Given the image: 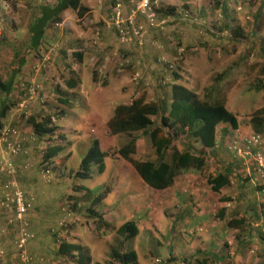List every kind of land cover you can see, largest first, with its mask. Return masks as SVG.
Segmentation results:
<instances>
[{"label":"rangeland","instance_id":"obj_1","mask_svg":"<svg viewBox=\"0 0 264 264\" xmlns=\"http://www.w3.org/2000/svg\"><path fill=\"white\" fill-rule=\"evenodd\" d=\"M9 1L10 5L15 8V10L12 9L11 17L8 15V12H4L0 8V35L5 39V43L0 44V78L3 82L10 78L14 53L18 51L23 54L24 49L28 45L27 33L35 9L42 3L50 5L54 3V0ZM157 1L160 6L175 7L178 9L174 11L172 15L173 20L167 27L157 33L161 35L160 33L165 32L164 35L168 37L171 32L174 36H178L185 42L187 41L186 43H192L190 57L183 59L184 61L182 62L184 70V80L182 83L202 98L205 90L214 87L216 77L229 68L244 53V45L240 43L234 47L233 44H229L225 48L224 46L226 45L223 44L213 46L215 40L212 38V35L218 32L219 27L224 23L222 18H220L221 13L219 8L216 7L217 4H220L219 2L221 0ZM249 1L232 0L230 3L232 6V17H230L228 22L234 34L238 31V37L248 36L253 26L250 11L256 6V3L249 5ZM6 2L8 3V1ZM82 2L84 7L88 9L84 19L78 21L74 14L64 12L60 23L54 26L50 25L46 33L47 41L51 40L52 37H55L56 40L52 44H45V48L40 51L41 54H46L45 56L50 55L54 57L56 53L49 54V52H53L52 48H54V52H57L59 54L58 56L61 57L62 64L64 63L65 57L62 56L60 51H67L68 57H70L73 51H84L85 60L81 64L82 69L80 71L81 85L75 91L78 92L76 93L78 97L77 95L75 97L76 106L71 109H66L65 119L60 121V123H56L57 126H62L64 132L72 133V146L66 148L64 153L54 159L52 175L49 177L43 175L42 168L39 165L40 158L37 150H45V142L39 143L37 145L38 149L37 147L35 148L34 145L36 143L32 139V128L26 124V118L24 120L19 119V115L22 112L25 111L28 117L30 116V112L37 111L39 106L37 101L33 100L31 101L32 103L28 104L27 110L26 108L21 110L19 109L20 102L5 119V125L6 120H12L13 125L11 126L14 129L16 128L15 130H19L18 135L20 138H23V141H26V147L23 149V155L17 156L16 158L11 157L13 163H17L15 166L18 168L17 165H19L20 167L16 176L11 178L0 173V190L6 183L14 179L26 197L31 200L30 213L28 212L26 215L25 222L28 231L32 235V239L25 246V253L28 256H32H29L32 264H73L55 258L53 254L55 246L52 237L54 233H58L59 239L80 245L86 249L91 259L90 264H116L114 262L112 263L109 257L110 246L116 239L115 231L111 229L97 231L92 220H86L82 214H67L65 211L64 204L65 200L68 201V195L82 200L83 191L77 193L72 191L76 186L80 187L82 185L96 192L102 191L106 186L110 188V194L96 210L105 216V219L114 229L126 220L136 222L138 235L131 242V246L137 253L139 264H160L157 260L161 263L165 261V264H168V248L172 246L174 257L177 258L174 260V264H178L182 257L187 254L190 256V253L194 252L198 245L206 247L209 242V236L198 235L199 233L196 232L197 228L194 231H188L182 224H180L181 228L178 229L180 230L179 234L181 236H178V234L175 236L170 235L169 228L172 225L175 215L185 207V203L191 204L193 200H196V196L192 198L186 196L191 192L190 188L198 187L201 183L205 182L207 175H214L222 168V165L218 163L216 158L218 155H221L220 158L229 159L228 156H232L231 151L234 152L229 146L234 140L241 141L255 135L251 129L250 120L252 113L264 106V88H260L258 91H252L247 95L244 94L256 82L262 81L261 83L264 84V53L263 55L260 53V48L264 47V31L262 30L257 35L258 47L255 46L252 48L253 53H250L247 65L241 68L240 71L236 70L231 72L230 76L218 88L220 92L219 98L224 99L226 108L236 115L238 128L229 135H222L224 137L222 139L223 146L221 144L223 148H218L216 152H213L207 158L206 166L202 172L183 173L176 179L175 185L170 189L157 191L149 189L142 183L137 182L131 166L127 162L112 155V150L119 148L124 140L119 136H109L106 129V121L111 116L114 108L123 101L129 100L134 94L144 93L148 100H154L156 96L153 91L155 81L151 77L147 78L142 73L138 68L140 66L144 70L141 61L139 60L140 64L138 65L134 61V58H132L133 56L125 52L128 50L126 49L127 46L120 44L114 33H112L111 40H113L115 45L110 43L109 46L105 47V45L99 44L101 42L99 31L101 26L99 27V24L107 27V24L110 22L109 9L112 8L111 0H92L91 6L93 7L91 8H89L87 0H82ZM185 5L188 9L187 12H190L196 18V23L179 21L177 19L180 10H186ZM202 12L205 15L204 17L200 16ZM89 19L94 24L92 22L90 24ZM109 26L108 29L113 32L110 23ZM82 28H84V35H89V37L82 38L84 35H79L78 30ZM228 31L230 29L225 32V35L226 33L229 34ZM230 34L233 35L231 31ZM109 35H111L110 32ZM198 38L202 39L203 42L209 43L210 47L204 50L199 46L196 47L195 42H198ZM102 48L106 49V54L111 50L116 51L117 57L131 60L134 66L117 72V68H115L113 63H108L106 66L108 73L105 74L106 69H104L102 73L97 74L94 68H92V58ZM258 53L260 54L258 55ZM32 56L34 55L32 54L27 58L26 64L16 77L14 83L15 89L20 90L19 86L25 89L33 88L35 89L34 91L45 95L44 100L47 102V106L55 107V101L52 99L54 97L48 99L50 92L48 91L47 93L46 88H43L40 82L41 75L45 71L43 70V66H47L45 73L48 74V80L53 79L54 81L50 83L52 86L51 89L58 83L62 84V75L58 71L59 69L56 64L52 68L51 63H44L38 55H35V58H32ZM50 67L52 71L48 69ZM50 72L51 74H49ZM137 75L138 77L136 78L139 81L137 84H134L132 77ZM93 76L96 77L95 81ZM44 90L45 92H43ZM12 113H15V115H11ZM17 122L20 123V126ZM58 129L60 130V127ZM94 138H99L102 151L111 155L106 159V168L102 175L99 174L97 177L93 176L86 181L73 182L69 178L70 172L76 170L80 154L83 152L81 155L83 156L86 153L90 142ZM259 142L260 147L257 152L259 153V157H256L248 150L251 154L246 155L242 152V156H239L237 153L238 159L232 158L236 167H238L237 171L240 175L249 173L251 166H264V133L259 135ZM5 151V146L0 142V162L9 158V155ZM242 151L244 150L242 149ZM151 154L152 152L149 149L148 142L144 139L139 140L134 158L137 160H145L149 159ZM239 163L241 164L240 167L237 165ZM261 170L264 172L263 168ZM262 172L258 173L259 178L252 179V182H250L251 185L263 184L264 174ZM240 180L243 181L241 178ZM228 194V188H224L220 197L223 200V205L220 209H224V212L235 205L234 200L230 203L224 202ZM42 201L50 202L49 206L54 208V218L50 217L46 221L48 222L46 235H42V233L36 231L37 224L29 220L30 215L32 220H34L41 214L40 211H35V205ZM87 201L83 199L79 201L77 206L85 208L88 205ZM66 204L72 205V201L70 200ZM220 209L216 214L221 219L223 213ZM3 211L0 209V222L5 223L4 225L2 224L4 227L5 225L12 226L16 230L15 234L7 237L9 243L11 242L16 250L15 243L18 237V225L14 222L9 223L11 214ZM194 220L195 217L189 218L190 222ZM4 227L0 230V235L1 233L7 235V228ZM210 244L212 243L209 242ZM244 257L241 256V258ZM12 263L16 264V261Z\"/></svg>","mask_w":264,"mask_h":264},{"label":"trees","instance_id":"obj_2","mask_svg":"<svg viewBox=\"0 0 264 264\" xmlns=\"http://www.w3.org/2000/svg\"><path fill=\"white\" fill-rule=\"evenodd\" d=\"M6 1H8V3L10 2L9 0ZM114 1L115 0H111L112 13L115 4ZM119 1H121L122 4L123 14L128 15L131 4L127 0ZM231 1L232 0H221L219 2L220 4L216 6L219 8L221 13L220 18H222L224 23L219 27V31L212 35V38L215 40L213 46L216 44H223L226 45L224 46L225 48L229 46V44H233L235 47L237 44L241 43L244 45L245 51L229 68L216 77L214 87L205 90L206 93L204 92L202 98H200L182 83L184 80L182 62L184 61L183 59L190 57L192 53V43H186L187 41H183L170 32L168 43L173 47L174 53L172 57H168L167 54H161L157 59V65H164L162 69L164 71L158 73L157 76L154 77L155 88L153 91L156 95L155 99L148 100L144 93H136L129 100L118 104L106 121L108 135L111 137L119 136L124 140L119 148L112 150V155L127 162L139 176L141 181L150 189L163 191L174 186L176 179L183 173L202 172L206 166L207 158H209L213 152H216L218 148H223L222 139L224 137L222 135H229L238 128L236 115L226 108L224 99L219 98L220 92L218 88L219 85L230 76L231 72L236 70L240 71L241 68L247 65L248 57L250 53H253L252 48L255 46L258 47L256 37L264 28V0L249 1V5L256 3V6L250 11L252 14L253 26L248 36L241 37L237 36V30L234 34L228 22L230 17H232ZM12 9L15 10L14 6H11L9 3L8 15L10 17ZM185 9L186 10H180L181 18L178 17L177 19L179 21L196 23V18L194 16L195 19L193 20H191V18H182L188 11L186 5ZM176 10L178 9L175 7L160 6L159 9L156 10V13L159 18H164L173 15ZM64 12H70L74 14L78 21H82L88 9L82 6L80 0H54L52 5L47 3L40 4V6L35 9L29 24L27 47L24 49L23 54L18 51L14 53L10 78L5 82L0 78V130L5 126V119L20 102L25 101V108L27 110L28 104L36 100L39 109L30 112V116L28 117L24 111L19 115V119L24 120L26 118V124L32 128V139L33 142L36 143L34 145L35 148L37 147L38 149L37 145L41 142H45V150L38 149L39 151L37 150V152L40 158L39 165L42 168V173L45 169H48L50 170V176L54 170V159L64 153L66 148L72 146V133L64 132L62 126H57L56 123H60V121L65 119L66 109H71L76 106L75 97L76 95L78 97V94H76L78 92L75 91L81 85L80 71L82 69L81 64L84 58V51H73L70 57H68L67 51H61L62 56L65 57V62L63 63V70L58 68V71L62 75V84L58 83L52 89V97H54L52 99L55 101V107L46 105L47 102L43 98L44 94L34 91L35 89L33 88L25 89L19 85L20 90H16L14 83L30 55H34L32 58H35V55L41 58L42 54L40 51L43 50V48H45L44 45L47 44L46 33L49 26L58 25ZM188 13L190 14V12ZM200 16L204 17L205 15L202 12ZM229 29L233 35L230 34V31H228L229 34L226 33L225 35V32ZM163 30L155 31L160 32ZM113 31L116 35L114 29ZM165 39L167 40V37ZM197 40L198 42H195L196 47L199 46L203 50L210 47V44L203 42L202 39L198 38ZM1 43H5V39L2 35H0V44ZM145 44L146 36L142 45H139L137 42L126 44L129 45L127 52H130L129 54L134 56V54L136 55V53H138L136 51L140 52L144 49ZM105 50L106 49H103V52H105ZM260 53L263 55L264 47L260 48ZM260 53H258V55ZM116 54V51L113 50L107 54L105 52V60L99 58L92 64L94 71L97 74L102 73L103 71L101 69L103 65L105 68L108 63H113L115 68H117V72L134 66L131 60L121 59L117 57L118 55ZM68 58H70V60H68ZM162 58H165V60H161ZM104 62L106 63L104 64ZM107 73L108 71L106 69L105 74ZM136 77H138V75L132 77L134 84H137L139 81ZM93 79L95 81L96 77L93 76ZM261 82L262 81H258L254 86H250L244 95L264 88V84ZM250 123L252 126L251 129L255 134L254 136L259 137V135L264 133V106L252 113ZM221 126L224 127L219 134V137H221L219 140V137L217 138V132ZM58 127H60V130ZM141 139L148 142L149 149L152 152L149 159L137 160L134 158L138 141ZM18 142L17 144H19L21 148L20 155H23L22 153L24 147H26V141H23V138L19 137ZM259 147L260 146H251V153H257ZM233 151L234 152L231 151L232 156H228L229 159L220 158L221 155H218L216 158L218 163L222 165V168L218 170L215 175L209 174L206 176L205 182L210 190L214 193H218L221 189L228 187L232 180L237 177H240L247 185L263 190L264 176L262 180L263 184H250L252 179L260 177L258 173L262 172L261 167L253 166V168L251 166L249 173L240 175L237 171L238 167H236V164L233 162V159H238V154L235 150ZM6 153L9 155L7 150ZM82 154L83 152L79 156V163L76 170L71 171L69 175L70 180L73 182L81 180L86 181L93 176L97 177L99 174L102 175L106 168V159L110 155L102 151L99 138L92 139L86 153L81 156ZM237 165L239 167L241 166L240 163ZM262 174H264V172H262ZM72 191L74 193L83 191L82 200H88V205L85 208H80L77 204L82 200L75 196L68 195V201L65 200L64 204L66 213H79L84 215L86 220H92L97 231L107 229L115 231L116 239L111 244L109 252L112 263L139 264L137 253L131 246V242L138 235L136 222L131 220L124 221L119 227L114 229L105 219V216L96 210L110 194V188L106 186L102 191L96 192L82 185L80 187L76 186ZM70 200L72 201V205L66 204V202L68 203ZM186 204L187 203H185V207H183L182 210L178 211L172 221V225L169 228L171 236H175L176 234L181 236V234H179L180 230H178L181 228L180 224L188 231L195 230V220L193 222L189 221L190 217H194L191 213L192 210L190 207H186ZM224 225L229 229H239L240 231H243L247 226L245 220L241 218H231L225 221ZM255 235L257 244L264 246V232L257 231ZM52 237L54 240V256L56 259L73 264H90V256L87 250L82 246L59 239L58 233L52 234ZM214 246L215 245L211 244L207 249L204 246L198 245L196 250L190 253V256L189 254L185 255L178 264H210L209 262L216 264L224 261L225 256L228 258L233 257L229 254L228 249L230 247L227 242L222 244L223 248L226 250V255L223 252V248H218L215 252L211 251L216 249L217 245ZM172 248L173 246L168 248V264H174V260L177 259L174 257ZM158 263L165 264V261L164 263L158 261ZM0 264H2L1 259Z\"/></svg>","mask_w":264,"mask_h":264},{"label":"crops","instance_id":"obj_3","mask_svg":"<svg viewBox=\"0 0 264 264\" xmlns=\"http://www.w3.org/2000/svg\"><path fill=\"white\" fill-rule=\"evenodd\" d=\"M87 1H88L89 8L93 7V6H91L92 0H87ZM80 2L84 6L82 0H80ZM109 14H110V22H111L112 15H113L112 8L109 9ZM89 22H90V24H91V22L94 24V22L90 19H89ZM109 23L107 24V27H104L103 24H99V27L101 26V28L99 30L101 42L99 43L97 41V43H99L100 45H105V47L109 46L110 43L111 44L113 43L115 45L113 40H111L112 39L111 36H112V33H114V31L111 32L108 29V27H110ZM82 26H83V24H82ZM83 29L84 28L78 30L79 35H84L85 32ZM263 31H264V28H263ZM109 32L111 33V35H109ZM157 32L158 31H155L154 29H148L146 32V44H145L144 49L140 52L136 51V52H138V53H136V55L133 53L134 54L133 58H135L134 61L137 62L138 65L140 64L139 62L141 61L142 65L144 67V70L141 69L140 66H138V68L142 71L143 74H145L147 76V78L151 77L152 79H155L154 77H156L158 73L164 71V70H162L164 65L163 66L157 65L158 64L157 59L159 58V56L161 54L162 55L167 54L168 57H172V54L174 53V49L171 48L169 43H168L169 37H167V40H166L165 39L166 37H165L163 32L160 33L161 35H158ZM163 35H164V37H163ZM85 37H89V35H84L82 38H85ZM55 40H56V38L52 37V39L47 41V43L52 44ZM126 46H127L126 49H129V45H126ZM103 49L104 48H102V50H98V54L96 56H93L92 63H94V61L98 60L99 58H103V60H105V57H104L105 52H103ZM52 51L53 52L52 53L49 52V54L56 53V56L51 57L49 55L50 56L49 57V56H45L46 54L42 53L41 60H43L44 63H46V64L51 63L52 68L56 64L59 69L63 70L64 65L62 64L61 57L58 56L59 54L57 52H54V48H52ZM125 52H127V51H125ZM131 54H132V52H131ZM68 60H70V58H68ZM83 60H85V58H83ZM64 62H65V60H64ZM105 63L106 62H104V64ZM106 66H105V68H106ZM51 67L48 69L51 70ZM105 68L103 65L101 70L103 71V69H105ZM46 69H47V66L45 67V65H44L43 70H45V72H46ZM45 72L43 71V73L41 75L40 82L42 83V87L46 88L45 90L47 91V93H48V91L50 92V94H49L50 97L48 99H51L53 91L51 89L52 86L50 85V83H53L54 81H53V79H51L49 81L48 80V74ZM49 74H51V72ZM45 90L43 92H45ZM43 98H45V95H43ZM11 115H15V113L14 114L12 113ZM18 124L20 126V123H18ZM6 125H8L9 128L14 129V127L11 126V125H13L12 120L11 121L6 120ZM223 127L224 126H221V128L218 129L217 138L219 137L218 134L221 133V130ZM17 131L19 133V130H17ZM14 158H16V157H14ZM15 164H17V163H15ZM17 166H18V170H19L20 167H19V165H17ZM132 170H133V168H132ZM0 173L3 174L1 171H0ZM133 173L136 177V181L139 183H142L144 186H146L141 181V179L139 178V176L136 174V172L134 170H133ZM243 177H245V176H243ZM238 180H240L239 177L232 180L230 185L228 187H226L229 190V194L226 197L224 202L230 203L232 200H234L235 205H233V207L231 209L225 210V212H224V209H220L223 205V203H222L223 200L220 197L222 195V191H224V188H223V190L221 189L218 193H214L210 190L209 186H207V184H205V182H203L204 184L201 183L196 188H190L191 192L188 193L186 196L191 197V198L193 196H196V200L195 201L193 200L191 202V204H186V207H190V209L192 210L191 213H192V216L195 217V222H196L195 229L197 228L196 232L199 233L198 235H201V236L205 235L207 237L209 236L208 241L211 242L212 244H214L215 246L217 245L216 249L211 250V251L215 252V251H217L218 248H223V246L221 244L222 242L223 243L227 242L229 244L230 248L228 249V251H229V254L233 257L228 258L227 256H225L224 261L216 263V264H264V246L261 244L258 245L256 240H255V238H256L255 234H257V231L264 232V189L259 190L255 187L253 188L252 186L244 183V181H241V180L238 181ZM147 188H149V187H147ZM166 190H168V189H166ZM163 191H165V190H163ZM231 195H234V196H231ZM130 199H132V197H130ZM28 201L30 203V209H31V200L28 199ZM49 204H50V202L47 203V202H43V201L41 203H36L35 211H40L41 214H39V216L37 218H35L34 220H32L31 215L29 218L30 222H34L37 224L36 231H38L39 233H42V235H46V233H47L48 222H46V221L50 217L52 218L54 216L53 215L54 208H51L49 206ZM30 209L28 211L29 213H30ZM219 209L223 213V216L221 219L216 214L217 211H219ZM3 212H5V211H3ZM231 218L244 219L245 224H247V226L244 228L243 231H240L239 229H234V230L229 229L228 227H226V225H224V223H225V221H227ZM10 219H12V215H10ZM126 221H130V220H126ZM2 224L4 225L5 223L0 222V230L4 227ZM4 228H7V231H6L7 235H3L2 233L0 235V259L2 261V264H14V263H12L13 261L14 262L16 261V264H22L20 259H19V256H18V255H20V253L17 249V242L19 240V227H17L18 237H17V241L15 243L16 244V250L18 252L14 249L15 247L12 246L11 242L9 243V239L7 238V237H10L13 234H15L16 230H14V228H12V226H6L5 225ZM244 233H247V234H244ZM29 234L31 235L30 232H29ZM208 234H210V235H208ZM209 242L206 246L207 249L211 245V244L209 245ZM203 245H205V244H203ZM220 246H222V247H220ZM223 252L226 255V250L224 248H223ZM24 254L29 259H30V257H32L31 255H29L30 256L29 257L25 253V249H24ZM53 254H54V250H53ZM241 256H245V257L241 258ZM209 263L212 264V262H209ZM30 264H32L31 259H30Z\"/></svg>","mask_w":264,"mask_h":264},{"label":"built area","instance_id":"obj_4","mask_svg":"<svg viewBox=\"0 0 264 264\" xmlns=\"http://www.w3.org/2000/svg\"><path fill=\"white\" fill-rule=\"evenodd\" d=\"M131 4V9L128 15L123 14L121 1L115 0L113 7V15L110 22L111 27L115 30L116 38L122 45L137 42L142 45L145 41L146 32L148 29L163 30L173 20V16L159 18L156 10L160 5L157 0H127ZM0 8L4 12H8L9 5L6 0H0ZM181 18V14H179ZM184 19H195L192 15L186 12L183 15ZM196 20V19H195ZM181 53V52H180ZM161 60H165L162 58ZM32 96V95H31ZM19 109H25V101L19 104ZM18 131L4 126L0 130V142L5 146L9 153V158L0 162V171L14 178L18 172V168L13 164L11 157L21 154V148L18 142ZM260 146L259 137L252 136L244 140H234L229 146L230 149L235 150L239 156L244 154H251L248 150L250 147ZM242 149L244 151H242ZM247 150V152H245ZM259 157V153H254ZM264 169V166H260ZM46 177L50 176V170L43 171ZM0 209L10 213L12 219L9 223L14 222L19 227V240L17 242V249L20 253L19 259L22 264H30V259L25 256L24 249L32 236L27 230L25 217L30 209V203L26 198L24 192L18 187L16 181L13 179L6 183L0 190ZM158 262V260H157Z\"/></svg>","mask_w":264,"mask_h":264}]
</instances>
